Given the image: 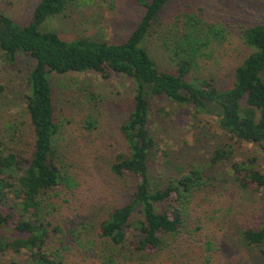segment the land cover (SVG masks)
<instances>
[{
	"label": "trees",
	"instance_id": "16d2710c",
	"mask_svg": "<svg viewBox=\"0 0 264 264\" xmlns=\"http://www.w3.org/2000/svg\"><path fill=\"white\" fill-rule=\"evenodd\" d=\"M170 1L135 0L144 6V13L122 42L83 35L66 39L44 29L48 20L67 10L70 0H40L27 24L0 10V63L12 67L20 54L35 60L24 91L33 144L26 147L24 134L12 123L5 124L4 135L0 134V252L12 255L3 264H66L62 249L54 243L63 230L54 221L52 204L56 189L74 186L58 156L60 125L52 72L94 70L104 77L118 73L133 83V106L120 125L126 149L116 155L110 170L125 187L130 185L128 176L135 178V188L129 201L113 207L95 226L109 264L121 258L151 264L154 255L170 246L169 236L182 231L188 203L196 189L206 184L204 168L196 164L188 171L177 170L161 186L154 184L152 171L159 164L151 120L154 96L213 114L233 139L264 148V22L243 27L241 36L250 51L235 67L233 85L223 89L206 78H188L198 58L220 43L223 29L194 14L180 19V26H161L158 17ZM155 32L156 38L161 35L162 54L176 66L174 70L161 69L146 46ZM4 91L0 83V93ZM87 120L92 127L94 120L90 116ZM234 154L231 143L218 146L209 165L229 163L236 181L262 191L264 200V170L251 160L234 161ZM241 240L264 255V210L260 225L247 227Z\"/></svg>",
	"mask_w": 264,
	"mask_h": 264
},
{
	"label": "rangeland",
	"instance_id": "374dc122",
	"mask_svg": "<svg viewBox=\"0 0 264 264\" xmlns=\"http://www.w3.org/2000/svg\"><path fill=\"white\" fill-rule=\"evenodd\" d=\"M39 1L0 0V10L27 24ZM143 13L144 6L135 0H70L67 10L48 20L43 28L53 29L66 39L83 35L122 42ZM186 14L223 29L220 43L198 58L188 78H206L219 88L231 87L235 67L250 51L242 39V29L264 22V0H171L158 19L164 27L180 26L179 20ZM156 34L147 39L146 46L161 69L174 70L176 66L162 54L161 35L156 38ZM1 63L0 83L5 91L0 93V134L4 135L5 124L12 123L24 134V145L31 147L34 138L24 91L35 60L20 54L12 67ZM51 79L60 125L56 138L59 161L74 186H61L54 192L52 215L63 230L54 243L62 249L66 264H109L95 226L113 207L129 201L135 188V178L128 176L130 185L125 187L123 179L110 170L116 155L126 149L120 125L133 106V83L121 74L104 77L94 70L52 72ZM151 109L159 146V164L152 171L154 184L161 186L167 177L176 176L177 170L188 171L195 164L204 168L206 180L188 203L186 225L178 236H169L170 246L154 255L151 264H263V253L250 250L241 240L247 227L261 223L262 191L242 187L229 163L211 167L209 162L216 147L231 143L234 161L251 160L264 170V148L233 139L219 126L215 115L198 113L169 98L154 96ZM89 116L94 120L92 127ZM10 255L0 252V264ZM113 264L134 263L121 258Z\"/></svg>",
	"mask_w": 264,
	"mask_h": 264
}]
</instances>
